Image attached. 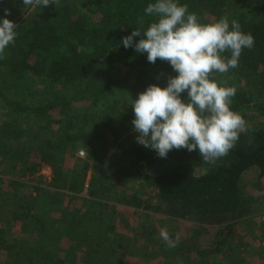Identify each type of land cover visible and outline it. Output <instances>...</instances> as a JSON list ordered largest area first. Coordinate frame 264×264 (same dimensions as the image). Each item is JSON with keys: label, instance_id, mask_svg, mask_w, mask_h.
<instances>
[{"label": "trees", "instance_id": "obj_1", "mask_svg": "<svg viewBox=\"0 0 264 264\" xmlns=\"http://www.w3.org/2000/svg\"><path fill=\"white\" fill-rule=\"evenodd\" d=\"M154 2L59 0L56 7L49 5L42 10H32L25 17L22 15L29 8L22 0H16L14 7L6 6L10 12L7 19L18 28L14 45L6 49L0 60L1 106L8 112L3 109L0 113V166L6 167V173L16 175L17 170L20 177L32 178L43 164L51 165L54 170L61 168L66 153L73 156L81 148L86 152L85 161L92 157L94 162L105 159L102 154L108 147L104 143L108 127L100 121L99 109L108 105L113 88L130 90L137 98L148 86L165 87L169 75H176L166 61L158 59L151 64L146 54H137L120 44L133 30L143 31L154 21V17L144 13L147 5ZM180 3L186 4L189 12L196 13L200 23H214L221 17H228L229 21L236 19L243 32L255 37L254 46L241 52L239 66L223 74L224 78L249 84L248 88L235 87L237 91L231 105V109L248 122L247 129L240 133L235 147L215 164L205 163L197 152L185 149L172 150L167 158H159L153 150L130 139L119 143L117 148L118 154L132 164L136 172L138 167L142 169L141 175L155 191L159 204L153 207L134 199L128 205L157 213L167 221L190 222L199 237L195 253L202 258L191 260L195 247L166 250L167 258L163 256L166 246L157 243H152L151 248L132 245L124 249L111 239L114 226L104 227L107 206L86 200L84 206L88 213L84 220H61L62 225L58 227H54L55 221L28 216L25 212V217L32 221L26 220L24 229L31 228L30 234L36 237L34 245L0 237V250L13 257L14 264H80L79 255L83 253H87L86 264L122 263L121 257L136 254L148 262L161 258L164 264H177L173 260L175 256L181 258V264H242L232 229L245 220L248 227H255L254 216L264 209L263 205L261 210L257 209L252 198L245 199L240 187L243 175L252 169L257 170L259 180L264 178V0H180ZM5 9H1L0 17L4 16ZM140 38L135 37L134 42ZM224 55L230 56V53ZM112 70H125L127 76L109 88L114 76ZM129 73L133 76L129 77ZM182 98H186V93ZM248 110L263 114L246 117ZM114 115L120 129L112 128L113 134L134 131L133 113ZM33 149L39 156L38 163L25 161L29 160V150ZM74 160L79 161L77 157ZM86 175V165L75 168L70 176L55 170L51 181L56 188L80 193ZM3 179L0 175V182ZM109 179L113 180L105 181ZM12 181L14 192L19 181ZM94 181L89 182L91 195ZM34 190L39 189L34 186ZM11 196L17 199V208L26 211L28 207H21L22 204H34V210L44 205L39 192L22 197L12 193ZM5 221L6 216L0 223ZM53 231L58 234L51 238ZM61 238L69 245L58 251L57 241ZM259 238L264 240L263 225ZM259 255L264 258V252Z\"/></svg>", "mask_w": 264, "mask_h": 264}, {"label": "clouds", "instance_id": "obj_2", "mask_svg": "<svg viewBox=\"0 0 264 264\" xmlns=\"http://www.w3.org/2000/svg\"><path fill=\"white\" fill-rule=\"evenodd\" d=\"M30 10L55 7L59 0H22ZM154 21L145 30L135 29L120 44L147 61H166L175 76L166 86L150 85L132 100L133 130L136 143L167 158L172 150L197 152L205 163L215 164L235 147L247 122L231 109L236 95L233 86H221L213 73L225 74L239 66L244 49L252 48L255 37L241 30L238 20L221 17L214 23H200L180 0H155L144 9ZM4 10L0 17V60L14 45L18 32ZM135 37H141L134 42ZM230 53V56L224 55ZM186 93V98H182ZM161 238L169 248L179 242L162 230Z\"/></svg>", "mask_w": 264, "mask_h": 264}, {"label": "rangeland", "instance_id": "obj_3", "mask_svg": "<svg viewBox=\"0 0 264 264\" xmlns=\"http://www.w3.org/2000/svg\"><path fill=\"white\" fill-rule=\"evenodd\" d=\"M15 5L16 0H0L1 9H5L6 6L14 7ZM31 11L32 10L30 9L25 10L22 17L30 14ZM110 72L114 76H111L112 82L109 83V88L117 84L118 80L127 76V72L125 70H112ZM132 76L133 74L129 73V77ZM162 79L165 80L164 77H162ZM214 79L219 85L224 84L233 87L240 85L237 88L249 87L248 83H239L236 79H230L227 77L224 78L223 74L218 75V73H214ZM37 88L42 89V86L37 85ZM135 99L136 98L132 95L130 90L129 92H126L125 89L123 91H118L116 88H113V95L112 98L108 100V105L99 109V113L102 118L100 121L107 124L108 127L104 137L105 145L108 144L106 152L104 151L102 154L105 157L104 160L94 162L95 158L92 157L89 161H85L86 152L81 148L73 156L70 152H67L65 159L61 164L62 167L59 168L57 166L58 169H55L62 172L63 175L70 176L75 168L79 169L81 166L86 165L87 175L82 186L83 190L80 193H70L68 190L56 188V186L53 185V181H51L55 171L51 165H41L37 174L32 178L20 177L17 170L16 175H9V173H6V167L0 166V175L4 178L3 182H0V190L3 191L0 193V220H3L6 216V221L4 223H0V237H6V239L11 241L16 240L19 243H26L25 245H27V243L34 245L36 237L30 234L31 228L26 227L24 229L26 220L29 223L32 221L31 219L25 217V212L28 213V216L33 215L35 218L40 217L43 220L55 221L57 224L54 227H58L62 225L61 220H84V215L88 213L87 207L84 206L85 201L87 200L98 201L107 206L105 215L103 216L104 227L106 225L114 226L111 239L120 243L124 249L125 247L127 248L132 245L138 247L147 245L151 248L150 245L152 243H157L158 245L166 246L165 251H163V256L164 258H167L166 250H174L178 246H182L183 248H186V250H190L191 247H195L197 238L199 237L197 236L198 232H196L195 226H193L190 222L175 220L167 221L166 218H163L157 213L142 211V209L134 208L128 205V202L134 199L143 203H149L153 207L159 205L155 196V191L150 188L148 183L145 181L144 176H142V169L138 167L139 170L136 172L135 167L124 160L120 153L118 154L120 150L117 148V145L122 143L124 140L129 139L136 143L135 137L137 134L134 131H125L120 133V135H117L114 131L113 132L115 134L112 133V128L115 131L120 129L119 121L114 114L119 115L122 113H133L131 104L132 100ZM2 104L3 102L0 99V113L4 109V106H1ZM4 112H7L6 108L4 109ZM246 112V117H248V115L256 117V113H258L257 111L249 110ZM9 113L13 114L10 109ZM259 114L261 115L263 112L258 113V115ZM29 124L30 121L27 122V125ZM33 151L34 149L29 150V160L25 159L26 162H39V156ZM80 151L83 152V156L78 154ZM93 153L96 154L97 150L94 149ZM75 157H77L79 161H75ZM9 177L19 181V185L16 186L14 192H12L14 188L12 187L13 181L12 179L8 180ZM38 177H41V180H38ZM108 178L113 180L111 181L109 179L108 181H105V179ZM90 179L95 180L93 190H90L94 192L93 195L89 192ZM86 185L88 187H86ZM34 186H37L39 190H34ZM240 187L244 198H252V203H254V205L257 204V209H260L262 205L264 206V178L260 180L258 179V172L256 169H252L243 175ZM5 191L9 192L4 194ZM37 192L43 195L41 204H44L37 210L32 208L35 207L34 204L29 206L24 204L21 205V207H28V211H26L25 208H17V199L15 200L11 196L12 193L22 197L24 195L26 196L31 193L35 194ZM20 217L22 218L20 219ZM254 217V222H256L255 227H248V222L245 220L242 224H238L236 226L234 225L232 229V239L236 242L235 248L239 250L238 258L243 259L242 264H264V258H261L259 255L264 252V240L259 238L260 227L262 225L264 226V209L255 214ZM17 218L18 220H16ZM23 219L24 221H22ZM162 230L166 231L173 240L179 236V242L176 247H167L164 240L160 236ZM54 231L50 234L51 238H54L58 234V232L54 233ZM226 232L227 231H225V234ZM228 233H230V231H228ZM61 239L57 241L58 251L62 248H67L69 245V242L65 240V238ZM188 247L190 249H188ZM197 250L198 245L190 254L192 261H197L202 258L195 253ZM137 255L138 254H136L135 257L125 256L121 257V259L119 257L117 259H120L123 262H116V264H164L161 258V260L157 259L148 262L140 259ZM79 259L80 264H86L88 261L87 253L79 255ZM173 260H175L174 262L177 264L182 263L181 258L176 259V256ZM0 264H14V259L13 257L7 255L4 250H0Z\"/></svg>", "mask_w": 264, "mask_h": 264}, {"label": "built area", "instance_id": "obj_4", "mask_svg": "<svg viewBox=\"0 0 264 264\" xmlns=\"http://www.w3.org/2000/svg\"><path fill=\"white\" fill-rule=\"evenodd\" d=\"M78 154H80V156H83V152L82 151H80ZM86 187H88V186L86 185Z\"/></svg>", "mask_w": 264, "mask_h": 264}]
</instances>
